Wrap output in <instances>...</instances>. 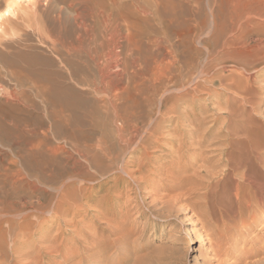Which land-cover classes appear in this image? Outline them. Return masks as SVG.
Segmentation results:
<instances>
[{
	"label": "rangeland",
	"instance_id": "obj_1",
	"mask_svg": "<svg viewBox=\"0 0 264 264\" xmlns=\"http://www.w3.org/2000/svg\"><path fill=\"white\" fill-rule=\"evenodd\" d=\"M36 1L32 5H36L41 17L44 13L50 14L56 6L64 9V15L71 18L85 9L83 0ZM141 1L152 7L149 14L141 11V58L153 54L160 68L156 72L161 75L173 68V64L171 68L166 67L177 57L176 67L185 70L182 75L184 72L185 80L189 79V86L174 93L192 92L195 94L193 99L200 104L196 102L189 116L206 118L207 124L202 130L211 125L215 130L223 127L226 118L251 116L253 130L264 142V59L250 62L246 69L234 60L225 57L222 60L224 53L237 46L240 48L243 43L239 40L241 43L238 41L236 46L238 38H234L239 35L236 30L218 38L214 27V19L219 20L222 10L233 0ZM12 2L0 0V28L5 30H0V197L5 195L12 203L27 200L37 203L41 200L40 194L45 192L50 200L40 214L27 211L0 216V264H264V205L253 210L245 206L233 220L215 221L204 206L190 210L187 199L195 204L205 202L198 197L204 190L198 183L191 182L187 186L191 196L186 195L190 198L184 196L173 207L165 208L161 201L172 194L167 191L171 187L170 181L160 182L158 173L152 169L151 181L141 186V142L129 148L128 153L115 154L118 163L104 158L102 164L96 166L89 156L87 160L83 151L91 142L73 134L78 135L79 130L92 132L93 117L90 114L96 105L108 102L111 87L100 84L101 76L96 69L92 71L93 76L84 70L85 62H91L87 52L80 51L78 56L62 50L56 52L52 46L54 40L48 34L40 35L34 32V26L28 25L33 17L28 5L24 7V4ZM120 2L125 0H117ZM7 10L16 14L10 16L12 21L4 15ZM230 40L235 44L228 46ZM152 41H158L157 45ZM196 54L210 60L203 63L204 73L199 71L202 63ZM191 55L190 64L194 65L186 66ZM27 61L35 66L33 76L52 68L65 73L67 84L77 93H65L67 96L64 94L63 98L69 102L77 100L80 105L74 115L62 121L49 118L46 97L32 84L20 86L12 73L16 68L22 70L28 66ZM111 61L106 54L98 62L99 67L105 73L113 71ZM141 65L144 67L143 63ZM192 66L195 69L192 74L196 71L195 74L185 77L189 74L188 68L191 74ZM89 78H95L96 83H82ZM194 88H198L196 92ZM16 95L21 100L19 103L12 100ZM69 97L77 99L74 101ZM165 97L161 100L162 105ZM171 105L172 102L164 105L162 111L168 117L177 115L167 113ZM176 107L180 108L177 110L180 114L186 105L178 102ZM84 111L88 116L84 117ZM162 113L156 107L151 113L152 119L159 121L164 116ZM215 120H219L217 124ZM173 134L170 133L169 138ZM196 147L195 144L191 147V154ZM49 148L55 151L50 152ZM170 148L168 141L163 142L162 151H157V155ZM37 149H43L45 156L33 157ZM261 151L264 152V146ZM124 156L129 160L128 174L121 171ZM218 163L213 178L219 180L230 172L225 163ZM210 166L197 162L190 168L204 171L203 168L210 170ZM258 166L255 177L262 180L264 166L260 163ZM152 179L159 182L149 187ZM239 180L232 176L228 182ZM202 218L207 221L206 226Z\"/></svg>",
	"mask_w": 264,
	"mask_h": 264
},
{
	"label": "bare ground",
	"instance_id": "obj_2",
	"mask_svg": "<svg viewBox=\"0 0 264 264\" xmlns=\"http://www.w3.org/2000/svg\"><path fill=\"white\" fill-rule=\"evenodd\" d=\"M34 1L36 0H13L12 3L15 5L24 4V7L28 5L27 9L31 10L33 16L28 21V25L34 26V32L36 31L40 35H43L42 33L44 35L48 34L54 40L52 46H54L56 52L62 50L73 53L75 56H78L80 51L87 52L91 62H85L84 70L92 75L93 69H96L101 76L100 84L103 87L105 85L111 87L108 92V102L102 106L96 105L92 114H90V117H93L92 132L89 134L84 130H79L78 135L73 134L78 138L85 139L86 142H91L83 151L86 158L89 156L91 163L100 166L103 159L107 158L114 164L119 159L115 154L128 153L129 148L135 147L141 142V186H145V183L151 181L152 169L158 173L160 182L170 181L171 187L167 191L172 192L171 196H168V194L167 197L165 196L166 199L165 197H163V200L161 198V203L165 208L172 206L177 200L183 199L182 197L186 195L191 196L187 189L191 182L198 183L199 187L204 190L202 194H198V197L205 202L204 204H195L193 201L190 203V199H187L190 210L201 209L204 206L205 209H209V213L215 221L219 219L231 220L245 206L249 210H253L260 205H264V179L259 180V177H255L259 163L264 166V152L261 151L264 142L253 130V118L251 116L241 119L230 117L224 120L223 127L215 130L214 126L211 125L210 128L202 130L207 124L206 118L198 119L189 116L191 109L198 103L194 100V93H181L180 95L174 93L183 91L189 86V79L185 80L183 77L184 72L182 75V71L185 70L180 66L176 67L177 57L173 58L174 62H170L166 67L171 68L170 66L173 64V68L165 74L161 73V75L156 72L158 69L160 71V68L157 66L159 63L153 54L146 55L144 59L141 58V11L142 14L143 12L149 14L152 10L149 4H143L141 0H125L124 3H121L123 2L121 1V4L117 3V0H83L85 9L77 12L71 18L64 15V9L59 6L52 8L50 14L42 13L43 16L41 17L35 8L36 5H32ZM110 1L112 4L109 3ZM167 14L169 15V13ZM4 15L8 17V21H12L10 16L16 14L13 10H7ZM214 27L215 31L218 32L217 37H224L225 34L233 33L236 30L239 33L234 38L235 40L238 38L236 46L240 41L243 43L242 45L238 44L241 46L240 48H237V46L235 49L233 48V50L224 53L222 60L224 57L228 60H234L246 69L250 66V62L264 59V0H233L224 11L222 10V17L219 20L214 19ZM1 29L3 28L1 27ZM157 42L152 41V44L157 45ZM232 42L230 40L228 46L235 44V41ZM106 54L111 58L112 68L114 69L105 73L104 69L99 67L98 62ZM191 54L193 55L192 52ZM191 56L188 57L186 66L193 64H190L193 60V56ZM197 58H199L198 55ZM199 59L201 60L199 62L202 63L199 71L204 73L205 65L203 63L210 60L206 58ZM141 63L144 64L145 68H141ZM17 66L20 69L21 63ZM193 67L191 74L190 68L187 67L189 74H186L185 77L188 75L189 78L190 75L195 74L196 71L192 74L195 70ZM206 67L208 68V65ZM34 68L35 66L30 65L28 62V66L21 68L22 70L16 68L12 74L20 83V86L32 84L39 94L46 97L44 99H46L49 118L62 121L78 111L80 105L76 103L77 98L72 99L69 97L70 100H76L75 102L65 101V97L63 98L65 93L76 94L77 92L71 88V85L70 87L67 84L65 73L62 70L46 69L43 72L35 73L37 76H33ZM195 68L198 67L195 66ZM24 72L27 73H25L26 76ZM177 74L178 77L175 78ZM88 82L96 83L95 78L93 80L86 79L82 83L88 84ZM197 89L194 88V92ZM79 94L78 92L77 95ZM17 95L14 98L12 97V100H18L19 103L21 100ZM80 96L83 98L82 94ZM158 96L160 97L158 98ZM164 97L162 105L161 100ZM190 101L193 103L191 104ZM169 102H172L173 106L167 108L169 110L167 113L177 114L176 116L168 117L166 113H162ZM178 102H183L186 105L184 112L180 114L177 111L180 108L177 109L176 107ZM156 107L160 113L164 114L157 122L153 120L154 118L152 119L154 113L151 115ZM33 109L35 108L33 107ZM82 113L84 117L88 116L85 111ZM159 116L161 115L159 114ZM84 121L82 120L83 123ZM218 121L215 120V123L217 124ZM73 123L75 124V122ZM13 124L15 123L13 122ZM14 127L16 128V124ZM112 127H115V130ZM15 130L18 133L19 130L17 128ZM172 132L174 134L169 138L168 135ZM97 134L99 135L98 138L96 137ZM165 141L171 144V148L164 150L162 152H165L164 154L157 155V151L161 150ZM194 144L197 145V149L191 154V147ZM49 151L53 152L55 149L49 148ZM32 156L42 158L45 156V151L37 149ZM124 160L125 163H123L121 171L128 174L129 160L126 156H124ZM219 161L225 163L230 174H222V179L218 180L213 177L217 174L215 169L218 166L216 167L215 164ZM197 162L210 164L212 170L206 168H203L204 171L192 170L190 166ZM165 165H169V167L166 168ZM232 176L239 177L240 180L228 182ZM159 181L154 182L152 179L153 183H150L149 187H153ZM173 193H175L174 196ZM40 195L41 200H38L37 203L28 200L25 203L19 201L12 203L7 200L8 198L5 195L1 196L0 216H7L10 212L16 214H23L27 211L35 214L43 213L44 205L50 200V196L45 192ZM188 197L186 196V198ZM202 217L205 218L206 215H202ZM203 218L202 223L206 226L207 221Z\"/></svg>",
	"mask_w": 264,
	"mask_h": 264
}]
</instances>
